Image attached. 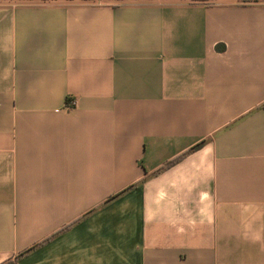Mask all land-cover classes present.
Instances as JSON below:
<instances>
[{
    "label": "crops",
    "instance_id": "crops-1",
    "mask_svg": "<svg viewBox=\"0 0 264 264\" xmlns=\"http://www.w3.org/2000/svg\"><path fill=\"white\" fill-rule=\"evenodd\" d=\"M0 264H264V0H0Z\"/></svg>",
    "mask_w": 264,
    "mask_h": 264
},
{
    "label": "trees",
    "instance_id": "trees-1",
    "mask_svg": "<svg viewBox=\"0 0 264 264\" xmlns=\"http://www.w3.org/2000/svg\"><path fill=\"white\" fill-rule=\"evenodd\" d=\"M117 1H119V2H124V1H128V0H117ZM201 146H202V144H199V145L195 146L193 149H191L190 151H194V150L200 148ZM181 158H182V157H179V158H177L175 161L180 160ZM173 163H174V161L170 162L169 165H171V164H173Z\"/></svg>",
    "mask_w": 264,
    "mask_h": 264
},
{
    "label": "built area",
    "instance_id": "built-area-1",
    "mask_svg": "<svg viewBox=\"0 0 264 264\" xmlns=\"http://www.w3.org/2000/svg\"><path fill=\"white\" fill-rule=\"evenodd\" d=\"M76 106V101H69L67 108H74Z\"/></svg>",
    "mask_w": 264,
    "mask_h": 264
}]
</instances>
